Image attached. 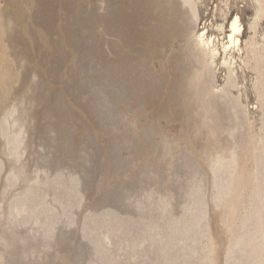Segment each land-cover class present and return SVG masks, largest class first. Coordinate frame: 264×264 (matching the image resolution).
<instances>
[{
    "label": "rangeland",
    "instance_id": "obj_1",
    "mask_svg": "<svg viewBox=\"0 0 264 264\" xmlns=\"http://www.w3.org/2000/svg\"><path fill=\"white\" fill-rule=\"evenodd\" d=\"M196 7L255 39L253 0ZM191 26L179 0H0V264H264L262 76L243 55L231 95L197 90Z\"/></svg>",
    "mask_w": 264,
    "mask_h": 264
},
{
    "label": "bare ground",
    "instance_id": "obj_2",
    "mask_svg": "<svg viewBox=\"0 0 264 264\" xmlns=\"http://www.w3.org/2000/svg\"><path fill=\"white\" fill-rule=\"evenodd\" d=\"M180 6H187L192 15V26L187 35V51L189 57L194 60L196 67L194 69L193 79L195 88L198 90L199 83L206 81V85L212 96L231 95L230 89L236 87L235 79L237 78L236 59L240 60L245 56V61L241 60L240 64H244V68L251 66L252 70L262 76V82H258L257 89L259 95L262 96V107L264 106V33L256 34V27L260 23L264 12V3L262 0H253L254 3V19L250 25L256 36L249 45L242 49V38L244 28L239 17L236 15L227 25V35L225 42L219 43L217 37L209 35L205 27L196 29L197 1L198 0H179ZM222 27H217V31H222ZM246 42V41H245ZM190 60V59H189ZM226 70V89H216L215 78L216 69ZM240 68L241 66L238 65ZM262 67V71L261 68ZM261 83V84H260ZM198 97V96H197ZM217 99V98H216ZM264 108V107H263ZM206 122V121H205ZM175 134V133H174ZM171 142V141H170ZM175 147V146H174ZM18 153V152H17ZM170 155V154H169ZM173 159V158H172ZM245 241V240H244Z\"/></svg>",
    "mask_w": 264,
    "mask_h": 264
}]
</instances>
